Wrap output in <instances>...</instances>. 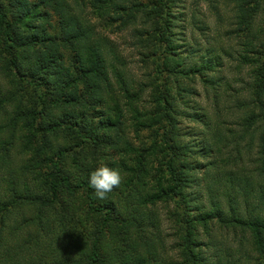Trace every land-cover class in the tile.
<instances>
[{
  "label": "trees",
  "instance_id": "trees-1",
  "mask_svg": "<svg viewBox=\"0 0 264 264\" xmlns=\"http://www.w3.org/2000/svg\"><path fill=\"white\" fill-rule=\"evenodd\" d=\"M111 1L141 75L86 0H38L57 23L36 37L0 0V264H264V0H225L246 71L229 80L223 50L187 60L179 0ZM100 166L122 177L103 200Z\"/></svg>",
  "mask_w": 264,
  "mask_h": 264
},
{
  "label": "rangeland",
  "instance_id": "rangeland-1",
  "mask_svg": "<svg viewBox=\"0 0 264 264\" xmlns=\"http://www.w3.org/2000/svg\"><path fill=\"white\" fill-rule=\"evenodd\" d=\"M20 4V8L27 15L24 22V31L29 33L31 37L39 36L41 32H52V28L56 26L57 16L49 9L46 5L38 2V0H12ZM12 1L5 0L7 4ZM106 2V3H105ZM227 2V1H226ZM39 4V5H38ZM88 14L91 16L92 21L96 24L103 33L110 35V38L116 44L118 51L123 54L125 58L126 69L132 74L141 75V67L146 65V60L143 55H138V48L134 46V41L131 39L130 33H119L117 34V26L109 25L111 21L110 17L113 12L110 10L112 5L111 0H86ZM230 7L227 6L225 0H179L177 9L174 10L176 19L174 24L176 25V38L179 44H183L182 52L187 56V60L192 56L196 55L199 50L204 47L206 49H212L213 52L220 53L223 60V69L220 70V76L229 80L234 77H244L246 76V71L241 68V72L238 70L240 64V54L242 52L241 40L236 35H229L225 31L231 28V12ZM13 10V9H12ZM84 11V12H85ZM221 14L224 23L221 24L219 20V15ZM108 17V26L104 27L105 22L102 18ZM222 29H216L219 26ZM147 53V52H145ZM143 54V53H142ZM207 59V57L205 58ZM141 62L142 66H141ZM149 61L147 60V63ZM185 86H190L192 88H197L203 94V87L199 82L187 81L184 82ZM235 89L230 91V94L234 96L239 94V91H244L242 85L235 83L232 85ZM201 95V97H196L191 95L190 98L197 106L203 102L206 97ZM210 99V97H209ZM192 125V123L190 124ZM201 127V126H199ZM112 153L109 152L107 157ZM109 158V157H108ZM111 158V157H110ZM114 159L117 156L112 157ZM170 247V243L168 245Z\"/></svg>",
  "mask_w": 264,
  "mask_h": 264
},
{
  "label": "clouds",
  "instance_id": "clouds-1",
  "mask_svg": "<svg viewBox=\"0 0 264 264\" xmlns=\"http://www.w3.org/2000/svg\"><path fill=\"white\" fill-rule=\"evenodd\" d=\"M122 181L118 170L100 166L90 174L89 184L95 190L98 199H106L107 193L120 186Z\"/></svg>",
  "mask_w": 264,
  "mask_h": 264
}]
</instances>
